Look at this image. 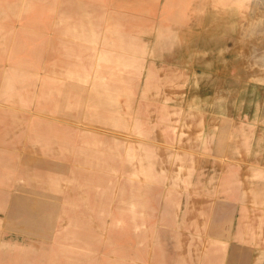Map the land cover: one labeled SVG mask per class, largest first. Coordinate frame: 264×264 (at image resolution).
I'll list each match as a JSON object with an SVG mask.
<instances>
[{
	"label": "rangeland",
	"instance_id": "374dc122",
	"mask_svg": "<svg viewBox=\"0 0 264 264\" xmlns=\"http://www.w3.org/2000/svg\"><path fill=\"white\" fill-rule=\"evenodd\" d=\"M163 3L137 0L150 29L71 65L56 112L34 116L27 97L7 113L26 142L0 156V264H156L184 237L199 264L216 212L264 264V0H183L180 18ZM12 71L0 88L32 96ZM33 122L60 129L35 138Z\"/></svg>",
	"mask_w": 264,
	"mask_h": 264
},
{
	"label": "crops",
	"instance_id": "0c3cea01",
	"mask_svg": "<svg viewBox=\"0 0 264 264\" xmlns=\"http://www.w3.org/2000/svg\"><path fill=\"white\" fill-rule=\"evenodd\" d=\"M170 2L175 3L170 6ZM180 4L184 5L183 0H164L163 18L170 15L180 18L184 10ZM123 7L129 8V11H123ZM139 7L137 0L136 2L131 0H0V17L7 18L6 21L0 22V80L10 81L11 73H5V71L9 72L12 69V74H17L12 79L34 81L32 96L26 94L25 85L20 86L16 93H9V89L0 88V156L2 154L6 156L15 146L24 148L26 142L25 123L17 120L12 126L14 128L11 129L9 123L11 116L7 113L20 112V109L27 104V97L29 101L33 98L34 112L32 114L34 116L39 115L40 112L50 111L48 109L50 106L51 110L56 112L57 108H52L55 103L52 97L56 86L60 88L66 86V90L70 91V84L65 83L60 86L57 83L64 80L69 82L72 79L66 76L70 73L71 65L80 64L84 67L87 56L88 58L96 55L106 57L105 51L100 50L122 48L121 33L136 34L151 28L149 24L147 28L139 27L137 12ZM182 19L184 20V17ZM12 26L14 28H10ZM106 36H109V39ZM127 42L126 46L131 47L136 40ZM96 49L97 54L91 51ZM113 57L115 64V61L120 58L118 59L115 55ZM44 97H48L51 105L43 99ZM30 127L35 138L40 135L41 129H60L56 125L41 126L39 122H33ZM19 147L16 148L19 150ZM19 159L23 165V159ZM226 208L229 209L230 206L227 204ZM223 218L224 216L219 217L216 212L214 220L213 215V223L211 222L208 232L211 240L207 249L202 251L201 247L194 242L190 251L199 252L201 257L199 264H250V255L253 254L245 247H238L231 243L233 240H242L243 237L240 234L233 235L230 231H224ZM181 219L183 223V219L186 218L181 217L180 223ZM187 220L189 225L196 226L195 219L188 217ZM183 225L186 226V224ZM213 226L215 229L212 228ZM130 239L135 241L134 247L130 245L129 248L131 250L133 247L130 258L133 256L135 258L140 237L138 234H131ZM187 240L184 237L178 241L177 252L166 251V254H163L156 251L158 264H160L158 258L170 257V255L176 258L170 264H186ZM195 261L196 259L193 260L194 264ZM161 264H165L163 259Z\"/></svg>",
	"mask_w": 264,
	"mask_h": 264
}]
</instances>
